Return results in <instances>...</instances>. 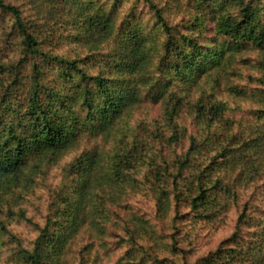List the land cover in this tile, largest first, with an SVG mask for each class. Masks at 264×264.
<instances>
[{"label":"trees","instance_id":"16d2710c","mask_svg":"<svg viewBox=\"0 0 264 264\" xmlns=\"http://www.w3.org/2000/svg\"><path fill=\"white\" fill-rule=\"evenodd\" d=\"M239 62L259 88L227 86ZM263 86L264 0H0V263L66 264L79 232L115 227L114 264H261ZM144 104L158 116L135 120ZM83 140L100 144L60 168L34 222L39 165ZM144 196L152 219L131 204ZM232 206L233 233L196 257L197 225Z\"/></svg>","mask_w":264,"mask_h":264},{"label":"rangeland","instance_id":"374dc122","mask_svg":"<svg viewBox=\"0 0 264 264\" xmlns=\"http://www.w3.org/2000/svg\"><path fill=\"white\" fill-rule=\"evenodd\" d=\"M209 23L206 22V25ZM254 54L243 55L242 59H248L250 57H254ZM235 73H234V72ZM233 72L235 75H232ZM231 75V76H230ZM257 76L254 69L251 68V64L242 65L240 62L234 65V68L227 73L226 84L227 86H234L235 84L239 85L243 88H259L256 84H249L248 77ZM243 79V80H242ZM264 91V86L261 88ZM221 98L223 97V93L219 95ZM262 106V105H261ZM255 108V105L252 103H248V101H242L240 104V109L243 110V113L240 114L239 117H244V115H248L249 109ZM145 112L150 116V118H156L158 116V106H152L151 104H144L142 108H140L134 117V119H138V117L142 114L145 115ZM143 115V116H144ZM238 117V118H239ZM135 119V120H136ZM189 123V121L187 122ZM86 143V144H85ZM100 144L99 140L87 142L83 140L79 144V146L60 156L57 162L53 163L48 167V160H43L39 167L41 172L46 174L44 177V184L41 188H34L33 195L26 199L23 208L26 210L27 216L35 222V217L45 208L48 196L50 192V187L57 184L60 180V168L64 167L67 163L71 162L74 158H76L80 152L84 148H89V146H97ZM37 165V164H36ZM255 188H250L246 192L242 193L243 196L240 199V202L244 203L252 193H254ZM131 204L135 206V208L140 212L143 217H148L151 219L154 216V204L148 201L147 197H136L132 200ZM229 211L223 213L219 220L212 226H201L197 225V228L194 230L192 234V249L194 250V254L196 257H201L206 255L211 250L216 249L218 244L224 239L228 238L234 229V225L238 216V209L234 206L229 207ZM122 211V210H120ZM156 226L160 225L157 222H154ZM13 232L17 233L23 238H34L35 234H30V230L24 224H13ZM164 227V226H163ZM201 228V229H200ZM117 232V228L110 227L108 231V235L100 238L95 233H86L81 231L77 234V236L69 243L68 249L66 251V256L64 261L66 264H79L80 253L83 248L90 247L89 249V258L87 261L91 264L93 261L96 264H114V262L122 255V250L114 245V238L112 234ZM264 257V254H263ZM4 260H1L0 264H3ZM261 264H264V259Z\"/></svg>","mask_w":264,"mask_h":264}]
</instances>
